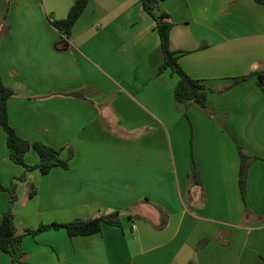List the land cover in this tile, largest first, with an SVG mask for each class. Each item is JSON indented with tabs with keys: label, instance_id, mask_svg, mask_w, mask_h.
<instances>
[{
	"label": "crops",
	"instance_id": "obj_1",
	"mask_svg": "<svg viewBox=\"0 0 264 264\" xmlns=\"http://www.w3.org/2000/svg\"><path fill=\"white\" fill-rule=\"evenodd\" d=\"M75 0H0V77L13 90L17 134L67 158L68 169L27 172L0 124V223L13 209L28 264H264V160L243 197L238 146L264 159V6L254 0H158L171 48L210 89L207 113L177 104L142 0H89L66 39L55 27ZM50 19L55 23L51 24ZM78 94V96L74 95ZM26 163L36 166L31 148ZM196 165L201 185L191 178ZM26 175L25 181H18ZM35 187L37 194L29 197ZM119 212L120 225L70 237L52 224ZM0 264L11 258L0 249Z\"/></svg>",
	"mask_w": 264,
	"mask_h": 264
},
{
	"label": "trees",
	"instance_id": "obj_2",
	"mask_svg": "<svg viewBox=\"0 0 264 264\" xmlns=\"http://www.w3.org/2000/svg\"><path fill=\"white\" fill-rule=\"evenodd\" d=\"M254 1L264 6V0ZM88 4L89 0H75L68 17L55 23V27L63 37L70 39L73 27L87 9ZM142 5L145 12L156 21L157 31L161 39L164 61L159 68V74L170 70L174 75L179 77V81L174 90L175 102L177 104H186L189 101H194L203 111L210 114L208 110V98L211 89L203 81L189 76L181 66L179 52H175L171 48V31L173 29V24L169 22V15L166 13H158V0H142ZM254 76L258 77V84L264 90V72H259L250 76L232 79L231 84H229L222 93L228 92ZM13 94V90L6 87L0 77V124L7 136L11 160L15 164L23 166L27 172L39 170L43 175L48 174L55 167L68 169L74 153L69 152L68 157L63 158L62 150H58L42 142L31 144L27 140L21 138L11 126L9 121L8 102ZM74 96H78V94ZM31 148H33L40 157V162L36 166L28 165L25 160L26 154ZM238 152L241 159L239 185L241 193L243 197H245L249 168L254 161L264 159L249 154L241 146H238ZM191 178L195 185H201L200 174L196 165L193 167ZM17 180L25 181L26 175ZM0 190L7 191L10 194L12 206L17 203L18 183L16 181H13L9 186H5L0 182ZM36 194V188L32 187L29 197L34 198ZM119 216V212L107 216L99 214L92 219L77 220L68 224H52L43 226L35 231L30 230L28 233L37 235L43 231L63 228L67 230L70 237L90 236L100 233L104 223L115 226L120 225ZM23 239L24 236L19 234L17 228L15 213L13 209H11L4 215L0 223V249L10 256L11 264H28L24 260L25 251L23 248Z\"/></svg>",
	"mask_w": 264,
	"mask_h": 264
},
{
	"label": "built area",
	"instance_id": "obj_3",
	"mask_svg": "<svg viewBox=\"0 0 264 264\" xmlns=\"http://www.w3.org/2000/svg\"><path fill=\"white\" fill-rule=\"evenodd\" d=\"M50 23L54 24L55 23L54 19H50Z\"/></svg>",
	"mask_w": 264,
	"mask_h": 264
}]
</instances>
